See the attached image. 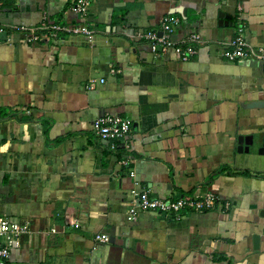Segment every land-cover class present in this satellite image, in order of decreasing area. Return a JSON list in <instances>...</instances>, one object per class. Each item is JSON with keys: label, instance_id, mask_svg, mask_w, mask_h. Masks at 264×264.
I'll return each instance as SVG.
<instances>
[{"label": "crops", "instance_id": "obj_1", "mask_svg": "<svg viewBox=\"0 0 264 264\" xmlns=\"http://www.w3.org/2000/svg\"><path fill=\"white\" fill-rule=\"evenodd\" d=\"M74 1L0 0V214L30 225L10 262L264 264V107H248L264 99V64L230 61L218 44L242 20L263 46L264 0H92L84 18ZM166 15L181 19L174 40L202 35L192 59L158 55L138 36ZM44 17L87 22L94 35L29 40L13 29ZM106 113L132 122L116 150L93 129ZM133 188L214 191L230 207L129 219Z\"/></svg>", "mask_w": 264, "mask_h": 264}, {"label": "built area", "instance_id": "obj_2", "mask_svg": "<svg viewBox=\"0 0 264 264\" xmlns=\"http://www.w3.org/2000/svg\"><path fill=\"white\" fill-rule=\"evenodd\" d=\"M92 0H75L73 9L80 14L81 18L86 16ZM181 19L175 15H166L162 18L161 30L147 29L138 32V36L148 41L152 52L160 55L168 48H172L177 57L182 61L192 59L199 49V45L204 42L202 35L198 32L191 33L180 40H174L172 34L180 26ZM13 29L27 32L29 40H49L60 38V34L85 35L92 37L93 28L87 22L77 24H63L50 21L49 17H44L39 27H29L26 25H15ZM246 25L240 20L236 34L227 41H219L222 55L230 61L241 59H258L264 64V45L255 48L245 36ZM7 27L0 24V36L6 33ZM104 82L102 78L100 80ZM92 79L86 84V88L92 89L95 86ZM132 122L129 118L118 113H106L95 119L93 129L95 134L103 140L109 142L111 150H116L121 141H128L131 132ZM128 147L129 145L126 144ZM134 175V173H131ZM131 194L134 197L131 214L132 219L140 210L156 211L166 214L171 219L179 218L186 211H207L211 209H221L226 211L230 207V202L223 200L214 191L195 193L191 197L159 198L151 196L146 189L133 188ZM80 224L76 223V227ZM30 225L28 222L11 221L0 214V264H12L10 262L11 251L22 245V236L28 233ZM96 239L106 242L110 239L106 233H97Z\"/></svg>", "mask_w": 264, "mask_h": 264}, {"label": "water", "instance_id": "obj_3", "mask_svg": "<svg viewBox=\"0 0 264 264\" xmlns=\"http://www.w3.org/2000/svg\"><path fill=\"white\" fill-rule=\"evenodd\" d=\"M230 19V15H226L224 13H220V20L221 22H225V24H227L228 22L227 21H224V19ZM222 24V23H221ZM264 107V99H261L259 101H254L252 102L248 107ZM252 137L250 136V141H248V137L246 136H243L241 135L239 137V144H240V147H239V150H245V151H248L249 150V145L252 143ZM260 153H264V143H263V147L260 149L259 151ZM262 214L264 215V210L262 212ZM255 240L257 241L258 240V235H256L255 237Z\"/></svg>", "mask_w": 264, "mask_h": 264}]
</instances>
